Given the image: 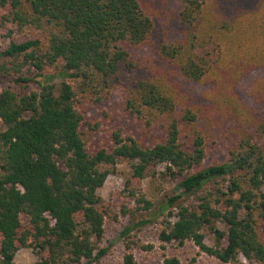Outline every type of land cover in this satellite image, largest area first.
I'll list each match as a JSON object with an SVG mask.
<instances>
[{
  "label": "trees",
  "instance_id": "trees-1",
  "mask_svg": "<svg viewBox=\"0 0 264 264\" xmlns=\"http://www.w3.org/2000/svg\"><path fill=\"white\" fill-rule=\"evenodd\" d=\"M177 2L181 37L161 44L159 54L183 81L213 86L206 104L191 103L172 82L135 72L133 52L153 28L140 0H0L8 40L0 79L29 88L0 89V264H14L26 246L38 254L36 264L98 260L104 225L118 215L97 191L119 160L131 163L123 191L136 205L120 206L130 218L119 235L123 264H135L136 248H152L137 233L157 216L163 250L190 241L223 264L238 257L264 264V122L211 163L201 126L230 111L244 116L235 85L264 67V0L250 9L236 0ZM216 2L228 9L227 20L212 17ZM122 84L125 112L157 131L149 145L121 127L95 142L100 123L86 116L82 101L100 104ZM157 166L164 170L150 171ZM157 174L175 186L154 209L138 184ZM206 231L214 234L212 245ZM162 264L181 263L163 255Z\"/></svg>",
  "mask_w": 264,
  "mask_h": 264
},
{
  "label": "rangeland",
  "instance_id": "rangeland-1",
  "mask_svg": "<svg viewBox=\"0 0 264 264\" xmlns=\"http://www.w3.org/2000/svg\"><path fill=\"white\" fill-rule=\"evenodd\" d=\"M142 5L148 10L153 20L152 32L145 44L135 49L133 52V64L135 72L143 71L149 77L158 78L161 81L172 82L182 87L179 89L187 99L194 104H206L210 101L214 93L211 85H197L183 81L181 76L173 66L167 63L159 54V47L163 43H170L181 37V26L179 23V4L177 0H140ZM238 5L244 9L252 8L257 0H236ZM212 17L222 22L229 17V11L222 2H216L211 8ZM0 30V49L7 44V39L3 38ZM133 65V67H134ZM124 83V82H123ZM172 84V85H173ZM174 86V85H173ZM12 87L16 92L23 93L24 89L14 84L10 79H0V89ZM177 88V87H176ZM125 85L113 90L110 96L100 104H94L85 98L81 107L86 110L89 119L98 121L100 129L95 137V142H106L112 130L121 127L123 135H131L136 140L145 145L153 142L157 135L155 129H146L131 119L123 107ZM235 93L240 103L244 116L234 112H226L216 118L206 120L201 125L207 135V144L211 149V156L207 162H220L226 158V148L235 143L246 130L253 128L255 124L264 122V67L256 68L244 74L235 85ZM4 127L0 124V131ZM103 142V143H104ZM130 162L119 160L115 171L110 174L97 194L107 204L111 205L117 213L116 221H106L104 234L98 243V249L104 250V254L93 261H83L81 264H123L124 247L120 239V232L130 222V218L120 214V206L126 205L135 209L133 201L126 199L124 186L130 174ZM164 166H157L150 171H163ZM152 173L149 174V176ZM145 190V197L154 202V209H157L161 200H165L166 195L174 194V182L163 181L158 177H147L139 183ZM264 191V188H263ZM186 203L193 204V198H189ZM157 216L153 222L148 224L137 233L142 245H152L150 249L136 248L133 251L135 264H162L163 255L176 256L181 264H223L217 259L201 252L192 242L187 241L183 245L177 243L167 244L165 249L161 248L157 240L160 229ZM217 229L224 230L220 224H216ZM264 241V229L262 230ZM205 243H214V234L205 232ZM28 250H31L30 253ZM39 260L38 254L33 247H21L16 252L14 264H31L32 260ZM229 264H258L249 262L242 257Z\"/></svg>",
  "mask_w": 264,
  "mask_h": 264
},
{
  "label": "clouds",
  "instance_id": "clouds-1",
  "mask_svg": "<svg viewBox=\"0 0 264 264\" xmlns=\"http://www.w3.org/2000/svg\"><path fill=\"white\" fill-rule=\"evenodd\" d=\"M28 251L30 253L31 250H28ZM31 264H36V261L33 259L32 262H31Z\"/></svg>",
  "mask_w": 264,
  "mask_h": 264
}]
</instances>
